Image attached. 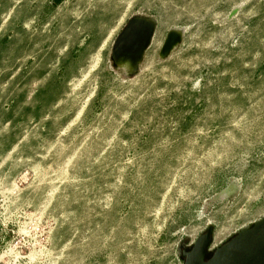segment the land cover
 Returning <instances> with one entry per match:
<instances>
[{"label":"rangeland","instance_id":"1","mask_svg":"<svg viewBox=\"0 0 264 264\" xmlns=\"http://www.w3.org/2000/svg\"><path fill=\"white\" fill-rule=\"evenodd\" d=\"M263 218L264 0H0V264H183Z\"/></svg>","mask_w":264,"mask_h":264},{"label":"water","instance_id":"2","mask_svg":"<svg viewBox=\"0 0 264 264\" xmlns=\"http://www.w3.org/2000/svg\"><path fill=\"white\" fill-rule=\"evenodd\" d=\"M156 28L157 22L152 18L133 17L116 39L111 59L125 75L137 72L151 46ZM182 38L180 31H169L161 56L169 55ZM213 234L214 230L209 227L196 239L190 251H182L183 264H264V218L216 248L209 258Z\"/></svg>","mask_w":264,"mask_h":264},{"label":"bare ground","instance_id":"3","mask_svg":"<svg viewBox=\"0 0 264 264\" xmlns=\"http://www.w3.org/2000/svg\"><path fill=\"white\" fill-rule=\"evenodd\" d=\"M157 27H158V26H157ZM156 31H157V28H156ZM156 31H155V33H156ZM154 36H155V35H154ZM153 38H154V37H153ZM165 40H166V39H165ZM152 42H153V40H152ZM151 45H152V43H151ZM163 45H164V44H163ZM176 46H177V45H175V46L173 47V49H174ZM150 47H151V46H150ZM150 47H149V48H150ZM149 48H148V49H149ZM172 51H173V50H172ZM146 52H147V51H146ZM145 54H146V53H145ZM144 56H145V55H144Z\"/></svg>","mask_w":264,"mask_h":264}]
</instances>
